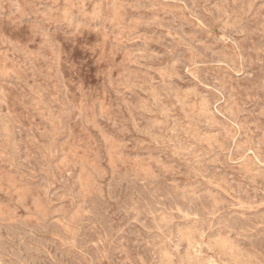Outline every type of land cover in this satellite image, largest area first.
<instances>
[{"label":"rangeland","instance_id":"1","mask_svg":"<svg viewBox=\"0 0 264 264\" xmlns=\"http://www.w3.org/2000/svg\"><path fill=\"white\" fill-rule=\"evenodd\" d=\"M263 43L264 0H0V264H264Z\"/></svg>","mask_w":264,"mask_h":264},{"label":"bare ground","instance_id":"2","mask_svg":"<svg viewBox=\"0 0 264 264\" xmlns=\"http://www.w3.org/2000/svg\"><path fill=\"white\" fill-rule=\"evenodd\" d=\"M173 1H175V0H173ZM151 2H152V1H151ZM153 2H154V1H153ZM180 2H181V1H180ZM186 2H187V1H186ZM181 3H182V2H181ZM150 4H153V3H150ZM245 6H246V5H245ZM16 7H17V6H16ZM96 11H97V10H96ZM96 11H95V12H96ZM165 11H166V10H165ZM232 11H233V10H232ZM162 12L165 13L164 11H162ZM167 14H168V13H167ZM169 14H170V13H169ZM173 15H174V14H173ZM248 17H249V16H248ZM173 18H174V17H173ZM178 19H179V18H178ZM102 20H103V19H102ZM239 20H240V19H239ZM239 20H238V21H239ZM73 22H74V21H73ZM98 22H100V21H98ZM71 23H72V22H71ZM164 24H166V23H164ZM61 25H63V24H61ZM76 25H77V24H76ZM249 25H250V24H249ZM251 25H252V24H251ZM251 25H250V26H251ZM170 26L172 27V25H170ZM171 27H170V28H171ZM235 27H237V26H235ZM224 30H225V29H224ZM229 30H230V29H229ZM256 31H257V30H256ZM247 32H248V30H247ZM258 32H260V31H258ZM178 33H179V31H178ZM245 33H246V32H245ZM227 35H228V33H227ZM249 35H250V34H249ZM167 36H168V35H167ZM169 36H170V35H169ZM178 36H179V35H178ZM208 36H209V35H208ZM213 36H214V35H213ZM169 38H170V37H169ZM172 39H173V38H172ZM172 39H171V40H172ZM183 40H184V39H183ZM259 40H260V39H259ZM135 41H136V40H135ZM166 41H167V40H166ZM227 41H228V40H227ZM3 42H4V41H3ZM173 42H174V41H173ZM51 43H52V42H51ZM174 43H176V42H174ZM214 43H215V42H214ZM245 43H246V42H245ZM248 43H249V42H248ZM143 44H144V43H143ZM168 44H169V43H168ZM172 44H173V43H172ZM172 44H171V45H172ZM249 44H250V43H249ZM257 44H258V43H257ZM263 44H264V43H263ZM11 45H12V44H11ZM174 45H175V44H174ZM236 45H237V44H236ZM261 45H262V43H261ZM14 46H15V45H14ZM14 48H15V47H14ZM190 48H191V47H190ZM204 48H205V47H204ZM204 48H203V50H204ZM207 48H208V47H207ZM207 48H206V50H207ZM16 49H17V47H16ZM201 49H202V48H201ZM242 49H243V48H242ZM251 49H252V48H251ZM17 50H18V49H17ZM187 50H188V49H187ZM249 50H250V49H249ZM169 51H170V49H169ZM204 52H205V51H204ZM242 52H243V51H242ZM252 52H253V50H252ZM19 53H20V52H19ZM261 54H262V53H261ZM24 56H25V55H24ZM255 56H256V55H255ZM182 58H183V57H182ZM205 59H207V58H205ZM243 60H244V59H243ZM257 60H258V59H257ZM183 61H184V60H183ZM186 61H187V60H186ZM202 61H203V60H202ZM248 61H249V60H248ZM248 61H247V62H248ZM255 61H256V60H255ZM205 64H206V63H205ZM250 64H251V63H250ZM262 64H263V63H262ZM247 65H249V64H247ZM186 66H187V65H186ZM202 67H203V66H202ZM229 67H230V66H229ZM175 68H176V67H175ZM198 68H199V66H198ZM245 69H246V67H245ZM170 70H171V69H170ZM206 70H207V69H206ZM199 71H200V70H199ZM204 71H205V70H204ZM233 71H234V70H233ZM243 71H244V70H243ZM250 71H251V70H250ZM208 72H209V71H208ZM262 72H263V71H262ZM205 73H206V72H204V74H205ZM248 73H249V72H248ZM157 74H158V73H157ZM193 74H194V73H193ZM202 74H203V73H202ZM209 74H210V72H209ZM245 74H246V73H245ZM257 74H258V73H257ZM194 75H195V74H194ZM198 75H199V74H198ZM243 76H244V75H243ZM61 77H62V75H61ZM223 77H224V76H223ZM256 77H257V76H256ZM203 78H204V77H203ZM203 78H202V79H203ZM195 79H196V78H195ZM212 79H213V78H212ZM215 79H216V78H215ZM62 80H63V79H62ZM182 80H183V79H182ZM206 80H207V79H206ZM206 80H205V81H206ZM210 80H211V79H210ZM229 80H230V79H229ZM155 81H156V80H155ZM212 81H213V80H212ZM263 82H264V81H263ZM217 83H218V82H217ZM50 84H51V83H50ZM211 84H212V83H211ZM214 84H215V83H214ZM214 84H213V85H214ZM63 85H64V84H63ZM215 85H216V84H215ZM218 85H219V83H218ZM218 85H217V86H218ZM201 86H202V85H201ZM203 86H204V85H203ZM194 87H195V86H194ZM194 87H193V88H194ZM206 87H207V86H206ZM209 87H210V85H209ZM215 87H216V86H215ZM223 87H224V86H223ZM260 87H261V85H260ZM52 88H53V87H52ZM172 88H174V87H172ZM218 88H219V86H218ZM242 88H243V87H242ZM257 88H258V87H257ZM262 88H263V87H262ZM262 88H261V89H262ZM212 89H213V88H212ZM226 89H227V88H226ZM253 90H255V89H253ZM225 91H226V90H225ZM228 91H229V90H228ZM134 92H135V91H134ZM230 92H231V90H230ZM165 93H166V92H165ZM131 94H132V93H131ZM229 94H230V93H229ZM248 94H249V93H248ZM257 94H258V93H257ZM219 95H220V94H219ZM168 96H169V95H168ZM128 98H129V96H128ZM168 98H169V97H168ZM230 98H231V97H230ZM237 98H238V97H237ZM224 99H225V98H224ZM233 99H234V98H233ZM257 99H258V98H257ZM178 100H179V99H178ZM178 100H177V101H178ZM212 100H213V99H212ZM230 100H231V99H230ZM254 100H255V99H254ZM215 101H216V99H215ZM224 101H225V100H224ZM209 102H210V101H209ZM209 102H208V103H209ZM216 102H217V101H216ZM229 102H230V101H229ZM256 102H257V101H256ZM157 103H158V101H157ZM162 103H163V102H162ZM162 103H161V104H162ZM177 103H178V102H177ZM214 103H215V102H214ZM248 103H250V102H248ZM70 104H71V103H70ZM217 104H218V103H217ZM221 104L223 105V103H221ZM244 104H245V103H244ZM253 104H254V103H253ZM159 105H160V104H159ZM171 105H172V104H171ZM181 105H182V104H181ZM224 105H225V104H224ZM247 105H248V104H247ZM260 105H261V104H260ZM58 106H59V105H58ZM70 106H71V105H70ZM70 106H69V107H70ZM142 106H143V105H142ZM156 106H157V105H156ZM160 106H161V105H160ZM244 106H245V105H244ZM244 106H243V107H244ZM253 106H254V105H253ZM158 107H159V106H158ZM165 107H166V105H165ZM225 107H226V106H225ZM237 107H238V106H237ZM262 107H263V106H262ZM162 108H163V107H162ZM162 108H161V109H162ZM169 108H170V107H169ZM181 108H182V107H181ZM239 108H240V106H239ZM239 108H238V109H239ZM241 108H242V107H241ZM74 109H75V108H74ZM159 109H160V108H159ZM221 109H222V108H221ZM228 109H230V108L228 107ZM228 109H227V110H228ZM248 109H249V108H248ZM77 110H78V109H77ZM232 110H233V109H232ZM232 110H231V111H232ZM243 110H244V109H243ZM245 110H246V109H245ZM255 110H256V109H255ZM145 111H146V110H145ZM182 111H183V110H182ZM184 111H185V110H184ZM223 111H224V110H223ZM229 111H230V110H229ZM74 112H75V111H74ZM239 112H240V111H239ZM246 112H247V111H246ZM253 112H254V111H253ZM257 112H258V111H257ZM224 113H225V111H224ZM247 113H248V112H247ZM227 114H228V113H227ZM241 114H242V112H241ZM250 114H251V112H250ZM221 115H222V114H221ZM230 115H231V114H230ZM67 116H68V115H67ZM74 116H75V114H74ZM232 116H233V115H232ZM252 116H253V115H252ZM69 117H70V116H69ZM233 117L236 118V116H233ZM233 117H232V119H233ZM258 117H259V116H258ZM260 117H261V116H260ZM200 118H201V117H200ZM205 118H206V117H205ZM230 118H231V117H230ZM241 118H242V117H241ZM0 119H1V118H0ZM45 119H46V118H45ZM215 119L217 120V118H215ZM253 119H254V118H253ZM68 120H69V119H68ZM250 120H251V119H250ZM2 121H3V119H2ZM230 121H231V120H230ZM232 121H233V120H232ZM234 121H235V119H234ZM260 121H262V120H260ZM3 122H4V121H3ZM3 122H2V123H3ZM199 122H200V121H199ZM220 122H221V120H220ZM220 122H219V123H220ZM248 122H249V121H248ZM48 123H49V122H48ZM138 123H139V122H138ZM235 123H236V122H235ZM240 123H242V122H240ZM5 124H6V123H5ZM15 124H16V123H15ZM17 124H18V123H17ZM243 124H245V123H243ZM7 125H8V124H7ZM211 126H212V125H210V127H211ZM219 126H220V125H219ZM23 127H24V126H23ZM207 127H208V126H207ZM245 127H246V126H245ZM59 128H60V127H59ZM62 128H63V127H62ZM179 128H180V126H179ZM213 128H214V127H212V129H213ZM238 128H239V127H238ZM246 128H247V127H246ZM256 129H257V128H256ZM150 130H151V129H150ZM251 130H252V129H251ZM261 130H262V129H261ZM155 131H156V130H155ZM170 131H171V130H170ZM180 131H181V130H180ZM224 131H225V130H224ZM245 131H246V129H245ZM245 131H244V133H245ZM176 132H177V131H176ZM21 133H22V132H21ZM181 133H182V132H181ZM242 133H243V132H241V134H242ZM249 133H251V131H250ZM249 133H248V134H249ZM223 134H224V133H223ZM66 136H67V135H66ZM193 136H194V135H193ZM155 137H156V136H155ZM181 137H182V136H181ZM221 137H222V136H221ZM240 137H241V136H240ZM260 137H261V135H260ZM25 138H26V137H25ZM224 138H225V137H224ZM248 138H249V137H248ZM251 138H252V136H251ZM167 139H169V138L167 137ZM227 139H228V138H227ZM229 139H230V138H229ZM229 139H228V140H229ZM235 139H236V138H235ZM238 139H239V138H238ZM253 139H254V138H253ZM230 140H231V139H230ZM245 140H248V139H245ZM257 140H258V139H257ZM194 141H195V140H194ZM240 141H242V140H240ZM252 141H254V140H252ZM192 142H193V141H192ZM231 142H233V141H231ZM172 143H173V142H172ZM233 143H234V142H233ZM251 143H252V142H251ZM255 143H256V142H255ZM180 144H181V143H180ZM224 144H225V143H224ZM234 144H235V143H234ZM238 144H239V143H238ZM256 144H257V143H256ZM258 144H259V143H258ZM199 145H200V144H199ZM211 145L213 146V144H211ZM216 145H217V144H216ZM228 145H229V143H228ZM236 145H237V144H236ZM236 145H235V146H236ZM251 145H252V144H251ZM192 146H193V145H192ZM195 146H196V145H195ZM202 146H203V145H202ZM217 146H218V145H217ZM257 146H259V145H257ZM1 147H2V146H1ZM1 147H0V148H1ZM193 147H194V146H193ZM213 147H214V146H213ZM236 147H237V146H236ZM240 147H241V146H240ZM244 147H246V145H245ZM248 147H249V146H248ZM250 147H251V146H250ZM260 147H261V146H260ZM262 147H263V146H262ZM5 148H6V147H5ZM194 148H195V147H194ZM210 148H211V147H210ZM231 148H232V147H231ZM253 148H254V146H253ZM212 149H213V148H212ZM249 149H250V148H249ZM249 149H248V150H249ZM150 150H151V149H150ZM206 150H207V149H206ZM217 150H218V149H217ZM232 150H233V149H232ZM238 150H239V149H238ZM181 151H182V150H181ZM208 151H209V150H208ZM227 151H228V150H227ZM229 151H230V150H229ZM233 151H234V150H233ZM235 151L237 152V150H235ZM240 151H241V150H240ZM183 152H185V150H184ZM195 152H196V151H195ZM211 152H212V151H211ZM222 152H223V151H222ZM259 152H260V151H259ZM55 153H56V152H55ZM204 153H205V152H204ZM209 153H210V152H209ZM215 153H216V152H215ZM192 154H193V153H192ZM200 154H201V153H200ZM202 154H203V152H202ZM245 154H246V153H245ZM254 154H255V152H254ZM263 154H264V151H263ZM161 155H162V154H161ZM251 155H252V154H251ZM256 155H257V154H256ZM167 156H168V155H167ZM191 156H192V155H191ZM228 156H229V155H228ZM262 156H263V155H262ZM55 157H56V156H55ZM241 157H244V156H241ZM256 157H257V156H256ZM263 157H264V156H263ZM51 158H52V157H51ZM204 158H206V157H204ZM208 158H209V157H208ZM43 159H44V158H43ZM178 159H179V158H178ZM190 159H191V158H190ZM212 159H213V158H212ZM232 159H233V158H232ZM193 160H194V159H193ZM258 160H259V159H258ZM43 161H44V160H43ZM212 161H213V160H212ZM227 161H228V159H227ZM231 161H232V160H231ZM259 161H260V160H259ZM182 162H183V161H182ZM187 162H188V161H187ZM189 162H190V161H189ZM220 162L222 163V161H220ZM232 162H233V161H232ZM215 163H216V162H215ZM259 163H260V162H259ZM194 164H195V163H194ZM238 164H239V163H238ZM201 165H202V164H201ZM215 165H216V164H215ZM220 165H221V164H220ZM220 165H219V166H220ZM229 165H230V164H229ZM262 165H264V163H263ZM192 166H193V165H192ZM208 166H210V165H208ZM240 166H241V165H240ZM191 168H192V167H191ZM212 168H213V167H212ZM215 168H216V167H215ZM258 168H259V167H258ZM258 168H257V169H258ZM127 169H128V168H127ZM194 169H195V167H194ZM217 169H218V168H217ZM222 169H224V168H222ZM227 169H228V168H227ZM191 170H192V169H191ZM208 170H209V169H207V171H208ZM210 170H211V169H210ZM212 170H213V169H212ZM236 170H237V169H236ZM262 170H264V169H262ZM173 171H174V170H173ZM207 171H206V172H207ZM220 171H221V170H220ZM176 172H177V171H176ZM179 172H180V171H179ZM191 172H192V171H191ZM197 172H198V171H197ZM203 172H204V171H203ZM206 172H204L205 175H206ZM231 172H232V171H231ZM236 172H237V171H236ZM131 173H132V172H131ZM164 173H165V172H164ZM209 173H211V172H209ZM212 173H213V172H212ZM212 173H211V174H212ZM224 173H226V172H224ZM259 173H260V170H259ZM58 174H59V173H58ZM198 174H199V173H198ZM213 174H214V173H213ZM217 174H218V173H217ZM231 174H232V173H231ZM42 175H43V174H42ZM117 175H118V174H117ZM183 175H184V174H183ZM199 175H200V174H199ZM222 175H223V174H222ZM224 175H225V174H224ZM233 175H234V174H233ZM255 175H256V174H255ZM61 176H62V175H61ZM200 176H201V175H200ZM218 176H219V175H218ZM218 176H217V177H218ZM225 176H226V175H225ZM229 176H230V175H229ZM234 176H235V175H234ZM240 176H241V175H240ZM240 176H239V177H240ZM43 177H44V176H43ZM56 177H57V176H56ZM64 177H65V176H64ZM122 177H124V176H122ZM160 177H161V176H160ZM204 177H205V176H204ZM214 177H216V175H214ZM251 177H252V176H251ZM255 177H256V176H255ZM58 178H59V176H58ZM208 178H209V177H208ZM208 178H207V179H208ZM234 178H235V177H234ZM248 178H249V177H248ZM61 179H62V178H61ZM132 179H133V178H132ZM136 179H137V178H136ZM221 179H222V178H221ZM228 179H229V178H228ZM243 179H244V178H243ZM252 179H254V178H252ZM63 180H64V179H63ZM65 180H66V179H65ZM118 180H119V179H118ZM198 180H199V179H198ZM211 180H212V179H211ZM222 180H223V179H222ZM226 180H227V179H226ZM58 181H59V180H58ZM158 181H159V180H158ZM163 181H164V180H163ZM229 181H232V180L230 179ZM245 181H246V180H245ZM247 181H248V180H247ZM255 181H256V180H255ZM255 181H254V182H255ZM257 181H258V180H257ZM62 182H63V181H62ZM65 182H66V181H65ZM68 182H69V181H68ZM68 182H67V183H68ZM123 182H124V181H123ZM123 182H122V183H123ZM159 182H160V181H159ZM197 182H198V181H197ZM239 182H241V181H239ZM131 183H132V181H131ZM134 183H135V182H134ZM143 183H144V182H143ZM165 183H166V181H165ZM200 183H201V182H200ZM202 183H203V182H202ZM226 183H227V182H226ZM235 183H236V182H235ZM241 183H242V182H241ZM120 184H121V183H120ZM129 184H130V183H129ZM149 184H150V183H149ZM162 184H163V183H162ZM196 184H197V183H196ZM210 184H211V183H210ZM236 184H237V183H236ZM244 184H245V183H244ZM55 185H56V184H55ZM55 185H54V187H55ZM115 185H116V184H115ZM115 185H114V186H115ZM122 185H123V184H122ZM136 185H137V184H136ZM141 185H142V184H141ZM147 185H148V184H147ZM170 185H171V184H169V186H170ZM234 185H235V184H234ZM238 185H239V184H238ZM238 185H237V186H238ZM248 185H250V184H248ZM252 185H253V184H252ZM257 185H258V184H257ZM117 186H118V185H117ZM126 186H127V185H126ZM164 186H166V185H164ZM164 186H163V187H164ZM167 186H168V185H167ZM167 186H166V187H167ZM199 186H200V185H199ZM230 186H231V185H230ZM258 186H260V185H258ZM130 187H131V186H130ZM136 187H137V186H136ZM145 187H146V186H145ZM182 187H183V186H182ZM187 187H188V186H187ZM215 187H216V186H215ZM241 187H242V186H241ZM243 187H244V186H243ZM253 187H254V186H253ZM71 188H73V187H71ZM116 188H117V187H116ZM132 188H133V187H132ZM134 188H135V187H134ZM146 188H147V187H146ZM159 188H160V187H159ZM177 188H178V187H177ZM197 188H198V186H197ZM202 188H203V187H202ZM245 188H246V187H245ZM262 188H264V187H262ZM114 189H115V188H114ZM160 189H161V188H160ZM168 189H169V188H168ZM184 189H185V188H184ZM198 189H199V188H198ZM236 189H237V187H236ZM246 189H247V188H246ZM69 190H71V189H69ZM72 190H73V189H72ZM119 190H120V189H119ZM124 190H127V189H124ZM148 190H149V189H148ZM148 190H147V191H148ZM163 190H164V189H163ZM163 190L158 191V193L161 192V191H163ZM189 190H190V189H189ZM195 190H196V189H195ZM206 190H207V189H206ZM218 190H219V188H218ZM221 190H223V189H221ZM120 191H121V190H120ZM140 191H141V189H140ZM143 191H144V190H143ZM152 191H153V190H152ZM166 191H167V190H166ZM177 191H178V189H177ZM181 191H182V193H183L184 190H181ZM201 191H202V190H201ZM219 191H220V190H219ZM232 191H234V189H233ZM238 191H239V190H238ZM132 192H133V190H132ZM136 192H137V190H136ZM144 192H145V191H144ZM144 192H143V194H144ZM203 192H204V191H203ZM205 192H206V191H205ZM207 192H208V191H207ZM215 192H216V191H215ZM222 192H223V191H222ZM239 192H240V191H239ZM71 193H72V192H71ZM71 193H70V194H71ZM133 193H134V192H133ZM146 193H147V192H146ZM146 193H145V194H146ZM166 193H167V192H166ZM174 193H175V192H174ZM216 193H217V192H216ZM244 193H245V192H243V195H244ZM254 193H255V192H254ZM96 194H97V193H96ZM100 194H101V193H100ZM127 194H128V193H127ZM131 194H132V193H131ZM147 194H148V193H147ZM159 194H160V193H159ZM163 194H164V193H163ZM163 194H162V195H163ZM167 194H168V193H167ZM167 194H166V195H167ZM170 194H171V193H170ZM177 194H178V193H177ZM194 194H196V192H195ZM220 194H221V192H220ZM226 194H227V193H226ZM245 194H246V193H245ZM248 194H249V193H248ZM48 195H49V194H48ZM58 195H59V194H58ZM150 195H151V194H150ZM166 195H165V196H166ZM172 195H173V194H172ZM197 195H198V194H197ZM203 195H205V194H203ZM207 195H208V194H207ZM232 195H233V194H232ZM254 195H255V194H254ZM258 195H260V194H258ZM261 195H263V194H261ZM70 196H71V195H70ZM113 196H114V195H113ZM139 196H140V194H139ZM145 196H146V195H145ZM148 196H149V195H148ZM170 196H171V195H170ZM173 196H175V195H173ZM189 196H190V195H189ZM239 196H241V195H239ZM239 196H238V197H239ZM133 197H134V196H133ZM135 197H136V196H135ZM140 197H141V196H140ZM153 197H154V196H153ZM157 197H158V196H157ZM182 197H183V196H182ZM192 197H193V196H192ZM206 197H207V196H206ZM219 197H220V196H219ZM222 197H223V196H222ZM222 197H220V198H222ZM231 197H232V196H231ZM231 197H230V198H231ZM243 197H244V196H243ZM247 197H248V195H247ZM253 197H254V196H253ZM127 198H128V197H127ZM145 198H146V197H145ZM151 198H152V197H151ZM167 198H168V197H167ZM167 198H166V200H167ZM176 198H177V197H176ZM223 198H224V197H223ZM94 199H95V198H94ZM96 199H97V198H96ZM115 199H116V198H115ZM170 199H172V198H170ZM174 199H175V198H174ZM180 199H181V198H180ZM184 199H185V198H184ZM196 199H197V198H196ZM225 199H227V198H225ZM231 199H232V198H231ZM260 199H261V198H260ZM92 200H93V199H92ZM116 200H117V199H116ZM136 200H137V199H136ZM143 200H144V198H143ZM175 200H176V199H175ZM181 200H183V199H181ZM188 200H189V199H188ZM188 200H187V201H188ZM191 200H193V199H191ZM211 200H212V199H211ZM221 200H222V199H221ZM233 200H234V199H233ZM253 200H254V199H253ZM85 201H86V200H85ZM94 201H95V200H94ZM94 201H93V202H94ZM128 201H129V200H128ZM141 201H142V200H141ZM144 201H145V200H144ZM162 201H164V200H162ZM168 201H169V200H168ZM222 201H223V200H222ZM227 201H228V200H227ZM229 201H230V200H229ZM90 202H92V201H90ZM105 202H106V201H105ZM134 202H135V201H134ZM145 202H146V201H145ZM145 202H143V203H145ZM156 202H157V201H156ZM178 202H179V201H178ZM199 202H201V201H199ZM242 202H244V200H242ZM256 202H257V201H256ZM258 202H259V200H258ZM261 202H263V201H261ZM125 203H126V202H125ZM154 203H155V202H154ZM154 203H153V204H154ZM176 203H177V201H176ZM188 203H189V202H188ZM197 203H198V202H197ZM201 203H202V202H201ZM201 203H200V204H201ZM213 203H214V202H213ZM223 203H224V202H223ZM263 203H264V202H263ZM263 203H262V204H263ZM91 204H92V203H91ZM91 204H90V205H91ZM135 204H136V203H135ZM148 204H149V203H148ZM155 204H156V203H155ZM174 204H175V203H174ZM193 204H194V203H193ZM236 204H237V203H236ZM254 204H255V203H254ZM258 204H259V203H258ZM262 204H260V205H262ZM90 205H89V206H90ZM106 205H107V204H106ZM138 205H139V204H138ZM171 205H172V204H171ZM177 205H178V204H177ZM189 205H190V204H189ZM189 205H187V206H189ZM223 205H224V204H223ZM223 205H222V206H223ZM260 205H259V206H260ZM100 206H101V205H100ZM104 206H105V203H104ZM139 206H140V205H139ZM139 206H137V207L139 208ZM141 206H142V205H141ZM158 206H159V205H158ZM160 206H161V205H160ZM180 206H181V205H180ZM180 206H179V207H180ZM183 206H184V205H183ZM195 206H196V205H195ZM195 206H194V207H195ZM197 206H198V205H197ZM197 206H196V209H197ZM85 207H86V206H85ZM101 207H102V206H101ZM152 207H154V206L152 205ZM163 207H164V203H163ZM165 207H166V206H165ZM172 207H174V206L172 205ZM172 207H171V208H172ZM175 207H176V206H175ZM175 207H174V208H175ZM177 207H178V206H177ZM179 207H178V208H179ZM194 207H193V208H194ZM203 207H204V205H203ZM205 207H206V206H205ZM217 207H218V206H217ZM217 207H216V208H217ZM232 207H233V206H232ZM236 207H239V206H236ZM103 208H104V207H103ZM103 208H102V209H103ZM144 208H145V206H144ZM150 208H151V207H150ZM150 208H149V209H150ZM157 208H158V207H157ZM171 208H170V209H171ZM185 208H186V207H185ZM190 208H191V207H190ZM190 208H188V209H190ZM212 208H213V206H212ZM228 208H229V207H228ZM234 208H235V207H234ZM250 208H251V207H250ZM250 208H249V209H250ZM83 209H84V208H83ZM92 209H93V208H92ZM129 209H131V208H129ZM139 209H140V208H139ZM204 209H205V208H204ZM204 209H203V211H204ZM220 209H221V208H220ZM229 209H230V208H229ZM232 209H233V208H232ZM88 210H89V209H88ZM97 210H98V208H97ZM106 210H109V209H106ZM134 210H136V209H134ZM172 210H173V209H172ZM177 210H178V209H177ZM180 210H181V209H180ZM193 210H194V209H193ZM215 210H216V209H215ZM222 210H223V209H222ZM230 210H231V209H230ZM235 210H236V209H235ZM242 210H243V209H242ZM254 210H255V209H254ZM109 211H110V210H109ZM127 211H128V210H127ZM136 211H137V210H136ZM149 211H150V210H149ZM155 211H157V210H155ZM165 211H166V210H165ZM168 211H169V210H167V212H168ZM182 211H184V209H183ZM186 211H187V210H186ZM233 211H234V210H233ZM93 212H94V211H93ZM101 212H102V211H101ZM137 212L139 213V211H137ZM159 212H160V211H159ZM159 212H158V213H159ZM184 212H185V211H184ZM187 212H188V211H187ZM190 212H191V211H190ZM196 212H197V210H196ZM205 212H206V211H205ZM212 212H213V211H212ZM214 212H215V211H214ZM218 212H219V211H218ZM242 212H243V211H242ZM245 212H246V211H245ZM260 212H261V210H260ZM263 212H264V211H263ZM86 213H87V212H86ZM90 213H91V212H90ZM104 213H105V212H104ZM122 213H123V211H122ZM128 213H129V212H128ZM152 213H153V212H152ZM156 213H157V212H156ZM177 213H179V212H177ZM188 213H189V212H188ZM95 214H96V213H94V215H95ZM133 214H134V211H133ZM135 214H136V212H135ZM148 214H150V213L148 212ZM153 214H154V213H153ZM179 214H180V213H179ZM183 214H184V213H183ZM191 214H195V213H191ZM210 214L212 215V213H210ZM216 214H217V213H216ZM227 214H228V211H227ZM229 214H230V213H229ZM231 214H232V213H231ZM237 214H238V213H237ZM247 214H248V213H247ZM121 215H122V214H121ZM125 215H126V214H125ZM129 215H130V214H129ZM140 215H141V214H140ZM144 215H145V214H144ZM155 215H156V214H155ZM203 215H204V214H203ZM203 215H202V216H203ZM241 215H242V214H241ZM257 215H258V213H257ZM84 216H85V215H84ZM88 216H89V215H88ZM95 216H96V215H95ZM97 216H98V215H97ZM97 216H96V217H97ZM108 216H109V215H108ZM133 216H134V215H133ZM148 216H149V215H148ZM163 216H164V214H163ZM169 216H170V215H169ZM178 216H180V215H178ZM204 216H205V215H204ZM206 216H207V215H206ZM8 217H9V215H8ZM8 217H7V218H8ZM109 217H110V216H109ZM129 217H130V216H129ZM134 217H135V216H134ZM134 217H133V218H134ZM171 217H172V216H171ZM180 217H181V216H180ZM212 217H213V216H212ZM238 217H239V216H238ZM238 217H237V218H238ZM241 217H242V216H241ZM241 217H239V218H241ZM244 217H245V216H244ZM248 217H249V216H248ZM99 218H100V217H99ZM101 218H102V217H101ZM112 218H113V217H112ZM124 218H125V217H124ZM154 218H155V216H154ZM160 218H161V217H160ZM173 218L176 219V218L174 217V215H173ZM189 218H190V217H189ZM233 218H234V217H233ZM90 219H91V217H90ZM174 219H173V220H174ZM181 219H182V218H181ZM205 219H206V218H205ZM216 219H217V218H216ZM221 219H222V218H221ZM261 219H263V218L261 217ZM88 220H89V219H88ZM91 220H92V219H91ZM94 220H95V219H94ZM112 220H113V219H112ZM132 220H133V219H132ZM135 220H136V219H135ZM138 220H139V219H137V221H138ZM155 220H156V218H155ZM161 220H162V219H161ZM163 220H164V219H163ZM168 220H169V219H168ZM168 220H167V221H168ZM183 220H184V219H183ZM183 220H182V221H183ZM225 220H227V217H226ZM232 220H233V219H232ZM22 221H23V220H22ZM24 221H25V220H24ZM24 221H23V222H24ZM109 221H110V219H109ZM130 221H131V220H130ZM130 221H129V222H130ZM140 221H141V220H140ZM150 221H151V220H150ZM157 221H158V220H157ZM157 221H156V222H157ZM164 221H165V220H164ZM200 221H201V220H200ZM214 221H215V220H214ZM219 221H220V220H219ZM222 221H223V220H222ZM222 221H220V222H222ZM234 221H235V220H234ZM241 221H242V220H241ZM244 221H245V220H244ZM246 221H247V220H246ZM255 221H257V220L255 219ZM25 222H26V221H25ZM57 222H59V221H57ZM88 222H89V221H88ZM99 222H100V221H99ZM142 222H143V220H142ZM159 222H160V220H159ZM159 222H157V223H159ZM170 222H172V221H170ZM175 222H176V221H175ZM204 222H205V221H204ZM206 222L208 223L207 220H206ZM211 222H213V221H211ZM227 222H228V221H227ZM242 222H243V221H242ZM248 222H249V221H248ZM260 222H261V220H260ZM7 223H8V222H7ZM38 223H39V222H38ZM38 223H36V225H37ZM106 223L109 224V222H106ZM111 223H112V222H111ZM133 223H134V222H133ZM160 223H162V222H160ZM222 223H223V222H222ZM230 223H231V221H230ZM230 223H229V224H230ZM235 223H237V221H236ZM244 223H245V222H244ZM257 223H258V222H257ZM10 224H11V223H10ZM43 224H44V223H43ZM59 224H60V223H59ZM88 224H90V223H88ZM112 224H113V223H112ZM146 224H147V223H146ZM163 224H164V223H163ZM194 224H195V223H194ZM216 224L218 225V223H216ZM224 224H225V223H224ZM261 224H262V223H261ZM1 225H2V224H1ZM38 225H39V224H38ZM53 225H54V224H53ZM53 225H52V226H53ZM96 225H97V224H95V226H96ZM144 225H145V224H143V226H144ZM149 225H151V224H149ZM161 225H162V224H161ZM166 225H167V224H166ZM170 225H171V224H170ZM170 225H169V226H170ZM202 225H203V224H202ZM209 225H210V224H209ZM212 225H213V224H212ZM214 225H215V224H214ZM214 225H213V226H214ZM225 225H226V224H225ZM233 225H235V224L233 223ZM239 225H240V224H239ZM45 226H46V225H45ZM92 226H93V225H92ZM141 226H142V223H141ZM143 226H142V227H143ZM147 226H148V225H146V227H147ZM156 226H157V225H156ZM206 226H207V225H206ZM240 226H241V225H240ZM246 226H247V225H246ZM7 227H8V226H7ZM21 227H22V226H21ZM26 227H27V226H26ZM137 227H138V226H137ZM144 227H145V226H144ZM144 227H143V228H144ZM146 227H145V229H146ZM150 227H151V226H150ZM188 227H189V226H188ZM191 227H192V226H191ZM210 227H211V226H210ZM214 227H215V226H214ZM242 227H244V225H243ZM41 228H42V227H41ZM47 228H49V227L47 226ZM56 228H57V227H56ZM59 228H60V226H59ZM90 228H91V227H90ZM122 228H123V227H122ZM155 228H156V227H155ZM160 228H161V226H160ZM184 228H185V227H184ZM204 228H206V227L204 226ZM221 228H223V227H221ZM224 228H226V227H224ZM245 228H246V227H245ZM248 228H249V227H248ZM1 229H2V228H1ZM5 229H6V228H5ZM12 229H13V228H12ZM29 229H30V228H29ZM29 229H28V230H29ZM118 229H119V228H118ZM129 229H130V228H129ZM136 229H137V228H136ZM150 229H151V228H150ZM153 229H154V228H153ZM162 229H163V227H162ZM167 229H168V228H167ZM169 229H171V228H169ZM192 229H193V228H192ZM216 229H217V228H216ZM218 229H219V228H218ZM230 229H231V228H230ZM233 229H234V228H233ZM259 229H260V228H259ZM53 230H55V229H53ZM59 230H61V229H59ZM90 230H91V229H90ZM90 230H89V231H90ZM112 230H113V229H112ZM119 230H120V229H119ZM134 230H135V229H134ZM188 230H190V229H188ZM194 230H195V229H194ZM205 230H206V229H205ZM205 230H203V232H204ZM213 230H214V229H213ZM219 230H220V229H219ZM260 230H261V229H260ZM19 231H20V230H19ZM21 231H22V230H21ZM32 231H33V230H32ZM35 231H36V230H35ZM89 231H88V232H89ZM95 231H97V230H95ZM98 231H99V230H98ZM116 231H117V230H116ZM121 231H122V230H121ZM128 231H129V230H128ZM153 231H154V230H153ZM165 231H167V230H165ZM176 231H177V230H176ZM182 231H183V230H182ZM211 231H212V230H211ZM229 231H230V230H229ZM8 232H9V231H8ZM17 232H18V230H17ZM40 232H41V231H40ZM45 232H46V231H45ZM86 232H87V231H86ZM125 232H126V231H125ZM140 232H141V231H140ZM160 232H161V230H160ZM167 232H168V231H167ZM180 232H181V231H180ZM248 232H249V231H248ZM259 232H260V231H259ZM9 233H10V232H9ZM13 233H14V232H13ZM89 233H90V232H89ZM101 233H102V232H101ZM117 233H118V232H117ZM117 233L115 234V236L117 235ZM128 233H129V232H128ZM165 233H166V232H165ZM168 233H169V232H168ZM176 233H177V232H176ZM181 233H182V232H181ZM185 233H187V232H185ZM194 233H195V231H194ZM205 233H206V232H205ZM205 233H204V235H205ZM221 233H222V232H221ZM235 233H236V232H235ZM235 233H234V235H235ZM257 233H258V232H257ZM257 233H256V234H257ZM17 234H18V233H17ZM28 234H29V233H28ZM34 234H35V233H34ZM44 234H46V233H44ZM48 234H49V233H48ZM96 234H97V233H96ZM126 234H127V233H126ZM135 234H136V233H135ZM172 234H173V231H172ZM183 234H184V233H183ZM188 234H189V233H188ZM196 234H197V233H196ZM216 234H217V233H216ZM244 234H245V233H244ZM262 234H263V232H262ZM15 235H16V234H15ZM30 235H31V234H30ZM86 235H87V234H86ZM97 235H98V234H97ZM144 235H145V234H144ZM147 235H149V234H147ZM170 235H171V234H170ZM170 235H169V236H170ZM190 235H191V234H190ZM194 235H195V234H194ZM194 235H193V236H194ZM207 235H208V234H207ZM222 235H223V234H222ZM252 235H253V234H251V236H252ZM254 235H255V234H254ZM260 235H261V234H260ZM6 236H7V235H6ZM20 236H21V235H20ZM32 236H33V235H32ZM76 236H78V235H76ZM89 236H91V235L89 234ZM98 236H99V235H98ZM125 236H126V235H125ZM160 236H161V235H160ZM173 236H174V235H173ZM173 236H172V237H173ZM176 236H177V235H176ZM180 236H181V235H180ZM212 236H213V235H212ZM238 236H239V235H238ZM245 236H247V235H245ZM262 236H263V235H262ZM7 237H8V236H7ZM21 237H22V236H21ZM46 237H47V236H46ZM68 237H69V236H68ZM68 237H67V238H68ZM93 237H94V236H93ZM102 237H103V236H102ZM112 237H113V236H112ZM120 237H121V236H120ZM172 237H171V238H172ZM185 237H186V235H185ZM219 237H221V236H219ZM219 237H217V238H219ZM222 237H223V236H222ZM224 237H225V236H224ZM240 237H241V236H240ZM242 237H244V236H242ZM252 237H253V236H252ZM252 237H251V238H252ZM18 238H19V236H18ZM47 238H48V237H47ZM61 238H62V237H61ZM121 238H122V237H121ZM124 238H125V237H124ZM124 238H123V239H124ZM155 238H156V237H155ZM182 238H183V237H181V239H182ZM193 238H194V237H193ZM193 238H192V240H193ZM208 238H209V236H208ZM231 238H232V237H231ZM251 238H250V239H251ZM0 239H2V238H0ZM16 239H17V238H16ZM39 239H40V238H39ZM63 239H65V237H63ZM68 239H69V238H68ZM116 239H117V237H116ZM125 239H126V238H125ZM130 239H131V238H130ZM143 239H144V238H143ZM158 239H159V238H158ZM174 239H175V238H174ZM183 239H184V238H183ZM194 239H195V238H194ZM210 239H211V237H210ZM212 239H213V238H212ZM212 239H211V240H212ZM215 239H216V238H215ZM223 239H225V238H223ZM239 239H240V238H239ZM257 239H258V238H257ZM3 240H4V239H3ZM6 240H7V239H6ZM24 240H25V239H24ZM48 240H49V239H48ZM51 240H52V238H51ZM54 240H55V239H54ZM71 240H73V239H71ZM74 240H76V239H74ZM87 240H88V239H87ZM103 240H104V239H103ZM114 240H115V239H114ZM120 240H121V239H120ZM127 240H128V238H127ZM144 240H145V239H144ZM146 240H148V239H146ZM179 240H180V239H179ZM230 240H231V239H230ZM230 240H229V241H230ZM241 240H243V239H241ZM248 240H249V239H248ZM248 240H247V241H248ZM4 241H5V240H4ZM41 241H42V240H41ZM55 241H57V240H55ZM100 241H101V239H100ZM187 241H188V239H187ZM187 241H186V242H187ZM221 241H223V240H221ZM226 241H227V240H226ZM255 241H256V240H255ZM22 242H23V241H22ZM22 242L20 241V243H22ZM71 242H72V241H71ZM74 242H75V241H74ZM85 242H86V241H85ZM101 242H102V241H101ZM126 242H127V241H126ZM128 242H129V241H128ZM174 242H175V241H174ZM245 242H246V241H245ZM258 242L261 243V241H258ZM23 243H24V242H23ZM38 243H40V242H38ZM43 243H44V242H43ZM48 243H49V241H48ZM50 243H51V242H50ZM75 243H76V242H75ZM75 243H74V245H75ZM81 243H82V242H81ZM111 243H112V242H111ZM129 243H130V242H129ZM196 243H197V242H196ZM200 243H201V242H200ZM217 243H218V242H217ZM226 243H227V242H226ZM232 243H233V242H232ZM243 243H244V241H243ZM249 243H250V242H249ZM34 244H35V243H34ZM36 244H37V243H36ZM68 244H69V243H68ZM71 244H72V243H71ZM95 244H97V243L95 242ZM108 244H109V243H108ZM122 244H123V243H122ZM191 244H192V243H191ZM212 244H213V243H212ZM227 244H228V243H227ZM239 244H240V243H239ZM72 245H73V244H72ZM111 245H112V244H111ZM116 245H117V244H116ZM129 245H130V244H129ZM150 245H151V243H150ZM159 245H160V244H159ZM159 245H158V246H159ZM169 245H171V244H169ZM202 245H203V244H202ZM215 245H216V243H215ZM244 245H245V244H244ZM247 245H248V244H247ZM259 245H260V244H259ZM14 246H15V245H14ZM24 246H25V245H24ZM37 246H38V245H37ZM44 246H45V245H44ZM79 246H80V245H79ZM99 246H100V245H99ZM109 246H110V245H109ZM120 246H121V247H124V246H122V245H120ZM130 246H131V245H130ZM130 246H129V247H130ZM133 246H134V245H133ZM144 246H145V245H144ZM147 246H148V245H147ZM147 246H145V248H146ZM207 246H208V244H207ZM213 246H214V245H213ZM228 246H230V244H229ZM5 247H6V246H5ZM5 247H4V248H5ZM30 247H31V246H30ZM40 247H41V246H40ZM42 247H43V246H42ZM56 247H57V246H56ZM61 247H62V246H61ZM95 247H96V246H95ZM151 247H152V246H151ZM156 247H157V246H156ZM156 247H155V248H156ZM170 247H171V246H170ZM203 247H204V246H203ZM225 247H226V246H225ZM241 247L243 248V246H241ZM250 247H251V246H250ZM250 247H249V248H250ZM253 247H254V246H253ZM255 247H256V246H255ZM259 247H260V246H259ZM9 248H11V247H9ZM32 248H33V247H32ZM35 248H36V246H35ZM72 248H73V246H72ZM84 248H85V247H84ZM126 248H127V247H126ZM149 248H150V247H149ZM160 248H161V247H160ZM172 248H173V246H172ZM175 248H176V247H175ZM181 248H182V247H181ZM185 248H186V247H185ZM207 248H209V247H207ZM6 249H7V248H6ZM26 249H27V247H26ZM36 249H37V248H36ZM44 249H45V248H44ZM52 249H53V248H52ZM58 249H59V248H58ZM65 249H66V248H65ZM70 249H71V248H70ZM90 249H92V248H90ZM90 249H89V250H90ZM108 249H109V248H108ZM115 249H116V248H115ZM123 249H124V248H123ZM127 249H128V248H127ZM127 249H126V250H127ZM130 249H131V248H130ZM134 249H135V248H134ZM150 249H151V248H150ZM187 249H188V248H187ZM194 249H195V248H194ZM196 249H197V248H196ZM236 249H237V248H236ZM247 249H248V248H247ZM46 250H47V249H46ZM50 250H51V249H50ZM62 250H63V249H62ZM74 250H75V249H74ZM93 250H94V249H93ZM97 250H98V249H97ZM100 250H101V249H100ZM113 250H114V249H113ZM131 250H132V249H131ZM137 250H138V249H137ZM147 250H148V249H147ZM188 250H189V249H188ZM197 250H198V249H197ZM228 250H229V249H228ZM239 250H240V249H239ZM26 251H27V250H26ZM36 251H37V250H36ZM36 251H35V252H36ZM39 251H40V250H39ZM121 251H122V250H121ZM154 251H155V250H154ZM159 251H160V250H159ZM169 251H171V250H169ZM186 251H187V250H186ZM202 251H203V250H202ZM240 251H241V250H240ZM249 251H250V249H249ZM256 251H257V250H256ZM2 252H3V251H2ZM12 252H13V251H12ZM23 252H24V250H23ZM40 252H41V251H40ZM100 252H101V251H99L98 253H100ZM105 252H106V251H105ZM125 252H127V251H125ZM145 252H146V251H145ZM172 252H173V251H172ZM3 253H4V252H3ZM16 253H17V252H16ZM33 253H34V252H33ZM42 253H43V252H42ZM42 253H41V254H42ZM72 253H73V252H72ZM106 253H107V252H106ZM110 253H111V252H110ZM122 253H123V252H122ZM127 253H128V252H127ZM196 253H197V251H196ZM198 253H199V251H198ZM243 253H244V252H243ZM46 254H47V253H46ZM56 254H57V253H56ZM60 254H62V253H60ZM73 254H74V253H73ZM73 254H72V255H73ZM90 254H91V253H90ZM128 254H129V253H128ZM130 254H131V253H130ZM136 254H137V253H136ZM166 254H167V253H166ZM168 254H169V252H168ZM183 254H184V253H183ZM249 254H250V253H249ZM255 254H256V253H255ZM21 255H23V254H21ZM25 255H26V254H25ZM51 255L53 256V254H51ZM58 255H59V252H58ZM97 255H98V254H97ZM102 255H103V254H102ZM104 255H105V254H104ZM153 255H154V253H153ZM157 255H158V254H157ZM161 255H162V254H161ZM169 255H170V254H169ZM177 255H178V252H177ZM177 255H176V256H177ZM188 255H189V253H188ZM235 255H236V254H235ZM243 255H244V254H243ZM247 255H248V254H247ZM258 255H259V254H258ZM11 256H12V255H11ZM27 256H30V255H27ZM55 256H56V255H55ZM79 256H80V255H78V257H79ZM107 256H109V254H108ZM112 256H113V255H112ZM112 256H111V257H112ZM143 256H144V255H143ZM158 256H159V255H158ZM171 256H172V255H171ZM248 256H249V255H248ZM261 256H262V255H261ZM5 257H6V256H5ZM46 257H47V256H46ZM48 257H49V256H48ZM67 257H68V256H67ZM75 257H76V256H75ZM111 257H110V258H111ZM167 257H168V256H167ZM189 257H190V256H189ZM237 257H238V256H237ZM246 257H247V256H246ZM246 257H245V258H246ZM17 258H18V257H17ZM25 258H26V257H25ZM25 258H24V259H25ZM32 258H33V257H32ZM32 258H31V259H32ZM34 258H35V257H34ZM59 258H60V257H59ZM65 258H66V257H65ZM80 258H81V257H80ZM115 258H116V257H115ZM147 258H148V257H147ZM150 258H151V257H150ZM159 258H160V257H159ZM159 258H158V259H159ZM171 258H172V257H171ZM171 258H170V259H171ZM212 258H213V257H212ZM212 258H211V261H212ZM2 259H3V258H2ZM8 259H9V258H8ZM31 259H30V260H31ZM56 259H57V258H56ZM111 259H112V258H111ZM128 259H129V257H128ZM140 259H141V258H140ZM177 259H178V258H177ZM179 259H180V258H179ZM197 259H198V258H197ZM213 259H214V258H213ZM249 259H251V258H249ZM254 259H255V257H254ZM260 259H261V258H260ZM27 260H28V259H27ZM69 260H70V259H69ZM73 260H74V259H73ZM83 260H84V259H83ZM137 260H138V259H137ZM168 260H169V259H168ZM192 260H193V259H192ZM227 260H228V259H227ZM9 261H10V260H9ZM24 261H25V260H24ZM28 261H29V260H28ZM32 261H33V260H32ZM35 261H36V260H35ZM37 261H38V260H37ZM75 261H76V260H75ZM84 261H85V260H84ZM95 261H96V260H95ZM129 261H130V260H129ZM135 261H136V259H135ZM140 261H141V260H140ZM154 261H156V260H154ZM169 261H170V260H169ZM185 261H186V260H185ZM190 261H191V260H190ZM208 261H209V260H208ZM221 261H222V260H221ZM232 261H233V260H232ZM236 261H237V260H236ZM11 262H12V261H11ZM29 262H30V261H29ZM38 262H39V261H38ZM40 262H41V261H40ZM59 262H60V261H59ZM71 262H72V261H71ZM116 262H117V261H116ZM132 262H133V261H132ZM136 262H137V261H136ZM141 262H142V261H141ZM158 262H159V261H158ZM162 262H163V261H162ZM179 262H180V261H179ZM188 262H189V261H188ZM237 262H238V261H237ZM246 262H247V261H246ZM13 263H14V262H13ZM24 263H25V262H24ZM51 263H52V262H51ZM65 263H66V262H65ZM83 263H84V262H83ZM97 263H98V262H97ZM99 263H100V262H99ZM99 263H98V264H99ZM113 263H114V262H113ZM128 263H129V262H128ZM170 263H171V262H170ZM189 263H190V262H189ZM219 263H220V262H219ZM250 263H251V261H250ZM259 263H261V262L259 261ZM263 263H264V262H263ZM19 264H20V263H19ZM21 264H22V263H21ZM32 264H34V263H32ZM46 264H47V263H46ZM52 264H53V263H52ZM63 264H64V262H63ZM129 264H130V263H129ZM155 264H156V263H155ZM160 264H161V263H160ZM168 264H169V263H168ZM238 264H239V263H238ZM244 264H245V263H244ZM248 264H249V263H248Z\"/></svg>","mask_w":264,"mask_h":264}]
</instances>
